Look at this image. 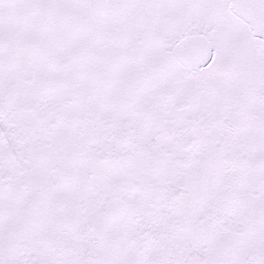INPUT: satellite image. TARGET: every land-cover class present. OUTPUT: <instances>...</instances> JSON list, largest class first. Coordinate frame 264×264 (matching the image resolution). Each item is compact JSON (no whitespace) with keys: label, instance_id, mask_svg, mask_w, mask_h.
I'll use <instances>...</instances> for the list:
<instances>
[{"label":"snow or ice","instance_id":"snow-or-ice-1","mask_svg":"<svg viewBox=\"0 0 264 264\" xmlns=\"http://www.w3.org/2000/svg\"><path fill=\"white\" fill-rule=\"evenodd\" d=\"M0 264H264V0H0Z\"/></svg>","mask_w":264,"mask_h":264}]
</instances>
